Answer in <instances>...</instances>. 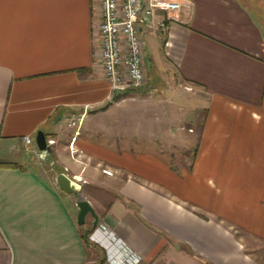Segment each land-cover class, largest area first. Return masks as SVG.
<instances>
[{
  "label": "crops",
  "instance_id": "1",
  "mask_svg": "<svg viewBox=\"0 0 264 264\" xmlns=\"http://www.w3.org/2000/svg\"><path fill=\"white\" fill-rule=\"evenodd\" d=\"M174 1L115 92L98 0H0V264H264V0Z\"/></svg>",
  "mask_w": 264,
  "mask_h": 264
},
{
  "label": "built area",
  "instance_id": "2",
  "mask_svg": "<svg viewBox=\"0 0 264 264\" xmlns=\"http://www.w3.org/2000/svg\"><path fill=\"white\" fill-rule=\"evenodd\" d=\"M98 2L100 14L99 20L94 24V30L100 43L99 53L105 78L110 81L111 88L115 92H123L143 85L146 82V71L143 41L137 24H147L156 6L170 10L179 8L180 3L174 0H152L148 5H144L143 0H98ZM159 24L164 29L168 28L165 21ZM68 121L71 126L79 127L81 117L77 121L76 116L72 114ZM77 134L79 128L75 130V135ZM24 140L28 143L33 141L30 135H25ZM75 140L74 136L70 144L72 150H76ZM54 141L53 138L48 139V145L50 146ZM41 153L47 155L48 151L41 150ZM102 170L108 175L113 173L110 168Z\"/></svg>",
  "mask_w": 264,
  "mask_h": 264
},
{
  "label": "water",
  "instance_id": "3",
  "mask_svg": "<svg viewBox=\"0 0 264 264\" xmlns=\"http://www.w3.org/2000/svg\"><path fill=\"white\" fill-rule=\"evenodd\" d=\"M36 140L39 149L41 150H49V145H48V139H46V135L43 130H39L37 135H36ZM57 180L59 181V185L62 190L66 192H72L78 190L75 181L72 180L69 176H67L65 173H59L57 175ZM77 206H79L80 210L78 213V218L79 223H84L85 222V217L88 213H90L95 221L93 223V228L96 229L97 225H99V216L96 213L95 208L91 205L90 201L87 198L82 197L77 201Z\"/></svg>",
  "mask_w": 264,
  "mask_h": 264
},
{
  "label": "rangeland",
  "instance_id": "4",
  "mask_svg": "<svg viewBox=\"0 0 264 264\" xmlns=\"http://www.w3.org/2000/svg\"><path fill=\"white\" fill-rule=\"evenodd\" d=\"M73 156H74V154H73ZM67 169H68V167L65 169L66 171H67ZM112 170V169H111ZM77 177V176H76ZM76 179V178H75ZM77 183H79L80 185H79V188L81 189V187H82V185H81V181H82V179L80 178V177H77ZM73 192V191H72ZM108 200V199H107ZM87 219H88V223L86 224V226L84 227V230L86 231V230H89V232H90V239H92V236L94 235V232H95V229L93 228V227H91L92 226V216H91V214L89 213V214H87ZM86 222V221H85ZM85 224V223H84ZM97 227H98V225H97ZM93 228V230L91 231V229ZM96 239L97 241H100V242H103L102 241V239L101 238H97V236H94L93 237V239ZM259 253H261V255H262V257L264 258V249H263V251H261V252H259Z\"/></svg>",
  "mask_w": 264,
  "mask_h": 264
},
{
  "label": "trees",
  "instance_id": "5",
  "mask_svg": "<svg viewBox=\"0 0 264 264\" xmlns=\"http://www.w3.org/2000/svg\"><path fill=\"white\" fill-rule=\"evenodd\" d=\"M83 234V238L85 240L86 243H90L91 239H90V232L89 230H84V232L82 233Z\"/></svg>",
  "mask_w": 264,
  "mask_h": 264
},
{
  "label": "bare ground",
  "instance_id": "6",
  "mask_svg": "<svg viewBox=\"0 0 264 264\" xmlns=\"http://www.w3.org/2000/svg\"><path fill=\"white\" fill-rule=\"evenodd\" d=\"M75 184H76L77 188H79V185H78V183H77V182H75Z\"/></svg>",
  "mask_w": 264,
  "mask_h": 264
}]
</instances>
